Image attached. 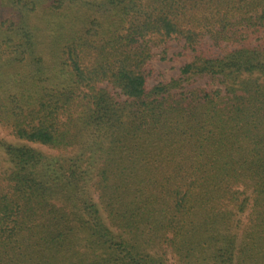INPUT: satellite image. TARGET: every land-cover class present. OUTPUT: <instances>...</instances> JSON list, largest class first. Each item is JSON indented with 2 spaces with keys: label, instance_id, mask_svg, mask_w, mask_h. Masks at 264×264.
<instances>
[{
  "label": "trees",
  "instance_id": "1",
  "mask_svg": "<svg viewBox=\"0 0 264 264\" xmlns=\"http://www.w3.org/2000/svg\"><path fill=\"white\" fill-rule=\"evenodd\" d=\"M0 128V264H264V0H0Z\"/></svg>",
  "mask_w": 264,
  "mask_h": 264
},
{
  "label": "rangeland",
  "instance_id": "2",
  "mask_svg": "<svg viewBox=\"0 0 264 264\" xmlns=\"http://www.w3.org/2000/svg\"><path fill=\"white\" fill-rule=\"evenodd\" d=\"M180 50L181 48L177 44L173 43V48L168 53L167 58L165 60L154 59L151 62V65H152V68L155 70V74L162 72L167 78L176 77L179 74V68L186 61H189V59L185 57H180V56L175 55L179 53ZM155 81H156L155 79H150L149 80L150 85H153ZM0 137H4L7 140H12V137H10L7 134V131L2 130L1 128H0ZM34 147L37 149H40L43 152L51 153V151L45 147H41L39 145H35Z\"/></svg>",
  "mask_w": 264,
  "mask_h": 264
}]
</instances>
